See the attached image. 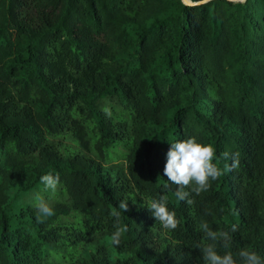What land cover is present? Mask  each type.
<instances>
[{
    "label": "trees",
    "instance_id": "16d2710c",
    "mask_svg": "<svg viewBox=\"0 0 264 264\" xmlns=\"http://www.w3.org/2000/svg\"><path fill=\"white\" fill-rule=\"evenodd\" d=\"M190 137L239 159L192 205L163 174ZM47 173L54 215L15 211ZM201 221L264 258V0H0V264H205Z\"/></svg>",
    "mask_w": 264,
    "mask_h": 264
},
{
    "label": "clouds",
    "instance_id": "9594fccd",
    "mask_svg": "<svg viewBox=\"0 0 264 264\" xmlns=\"http://www.w3.org/2000/svg\"><path fill=\"white\" fill-rule=\"evenodd\" d=\"M199 2H206V0H196V2L194 0H181L183 5L190 7L197 6ZM102 110L106 115L111 116V112L107 107ZM222 157L224 159L230 158L227 152L223 153ZM216 159L215 147L212 144L199 143L195 137L170 144L166 153L163 174L169 182L178 186L174 192L177 201H184L192 205L194 203V199L191 198L192 194L199 196L211 187L212 181L218 180L226 172L239 167L238 154H233L231 156V164L225 165L223 169L214 163ZM39 179L45 191H50L52 194L56 193L60 183L59 174L47 173L40 176ZM34 201L38 218L54 215L53 207L39 193L35 194ZM118 208L124 213L127 212L129 210L128 202L121 200ZM148 209L164 229L175 230L179 226L180 221L177 219L175 211H171L168 208L166 196H161L158 200L152 199ZM121 211H112L110 213L116 220L115 231L109 237V244L113 248L120 246L123 235L128 231L126 225L120 226L119 224ZM199 228L203 231L206 240L210 241L201 249L205 264H264V258L257 252L247 248H242L238 251L236 257L239 260L234 257L230 251L232 244L230 233L237 231L235 224L231 225L230 230H213L207 221H201ZM218 245L226 249L223 255L218 253Z\"/></svg>",
    "mask_w": 264,
    "mask_h": 264
},
{
    "label": "rangeland",
    "instance_id": "374dc122",
    "mask_svg": "<svg viewBox=\"0 0 264 264\" xmlns=\"http://www.w3.org/2000/svg\"><path fill=\"white\" fill-rule=\"evenodd\" d=\"M115 162V161H113ZM114 164V163H112ZM111 165H108L109 167H112ZM18 187L14 186L12 189H10L7 193L8 198L11 199L12 196L15 194V192L17 191ZM36 193H39L43 198L45 195V190H44V186L41 185L39 188H37L34 191L25 193V194H21L20 196L17 197V206L15 208V211H24V208L27 207L28 205H35V201H34V196ZM47 195V194H46ZM20 209H18L19 207Z\"/></svg>",
    "mask_w": 264,
    "mask_h": 264
},
{
    "label": "water",
    "instance_id": "95a60500",
    "mask_svg": "<svg viewBox=\"0 0 264 264\" xmlns=\"http://www.w3.org/2000/svg\"><path fill=\"white\" fill-rule=\"evenodd\" d=\"M231 1H241V0H231Z\"/></svg>",
    "mask_w": 264,
    "mask_h": 264
}]
</instances>
